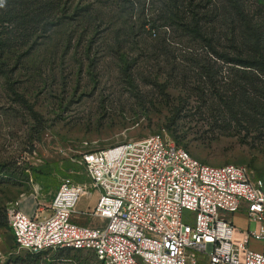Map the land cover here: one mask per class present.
I'll list each match as a JSON object with an SVG mask.
<instances>
[{"label":"rangeland","instance_id":"1","mask_svg":"<svg viewBox=\"0 0 264 264\" xmlns=\"http://www.w3.org/2000/svg\"><path fill=\"white\" fill-rule=\"evenodd\" d=\"M188 1L218 53L246 57L257 36L264 56V0H100L75 20L62 2L48 12L43 0L9 6L12 27L0 32V264H101L90 251L21 249L6 218L17 200L47 213L64 179L85 183V149L160 133L201 162L264 175V78L216 59L201 38L157 27L168 3ZM96 200L81 193L73 220L97 224L85 213ZM227 216L247 225L244 213Z\"/></svg>","mask_w":264,"mask_h":264},{"label":"built area","instance_id":"2","mask_svg":"<svg viewBox=\"0 0 264 264\" xmlns=\"http://www.w3.org/2000/svg\"><path fill=\"white\" fill-rule=\"evenodd\" d=\"M78 163L87 181L64 179L47 213L10 204L7 225L19 248L90 251L101 264H264V175L201 162L160 133L85 149ZM86 191L97 192L85 212L95 225L73 220ZM236 213L246 226L227 216Z\"/></svg>","mask_w":264,"mask_h":264},{"label":"trees","instance_id":"3","mask_svg":"<svg viewBox=\"0 0 264 264\" xmlns=\"http://www.w3.org/2000/svg\"><path fill=\"white\" fill-rule=\"evenodd\" d=\"M44 4L47 6L51 5V8L48 10H43L48 12L52 9V6H58L61 2L65 6V10L69 12V16L72 17L73 20L77 19L78 12L83 10L84 15L83 18H87L90 16L92 6L96 2H100V0H43ZM25 0H0V32L4 29H11V21L9 19L10 5L21 6ZM54 3V5H53ZM75 3V5H73ZM66 4V5H65ZM168 10L166 13L161 16L162 23L157 24V27L162 26H172L179 29L181 32L190 35L191 37H198L202 40H205L207 49L213 54L216 59L221 60L224 63L239 65L245 69H241L240 72L242 75H249V69H255L256 72H260L262 78H264V56L259 53L258 39L255 37L254 41H249V45L251 47V54L246 57H242L239 55L231 56L226 52L218 53L215 50V47L212 44V41L206 36L203 37L200 34L201 26L200 19L201 13L200 8L196 5H193L191 1H188L186 4L174 5L171 2L168 3ZM43 9V7H41ZM55 8V7H54ZM189 9V11H188ZM58 14V13H57ZM167 14V15H166ZM89 26V25H88ZM6 40L0 39V46L5 45ZM62 251V250H60ZM40 253V252H39Z\"/></svg>","mask_w":264,"mask_h":264},{"label":"crops","instance_id":"4","mask_svg":"<svg viewBox=\"0 0 264 264\" xmlns=\"http://www.w3.org/2000/svg\"><path fill=\"white\" fill-rule=\"evenodd\" d=\"M19 208H20L21 211H23V212H25V213H27V214H29V213L32 212V210H31V209H32L31 206H24V204H22V202H21Z\"/></svg>","mask_w":264,"mask_h":264}]
</instances>
